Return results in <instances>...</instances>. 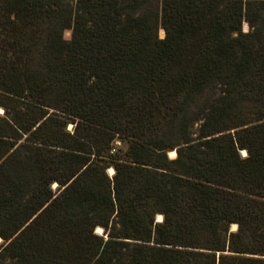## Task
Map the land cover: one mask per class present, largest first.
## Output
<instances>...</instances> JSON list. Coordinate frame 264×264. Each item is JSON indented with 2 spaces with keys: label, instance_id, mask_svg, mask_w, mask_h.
I'll use <instances>...</instances> for the list:
<instances>
[{
  "label": "trees",
  "instance_id": "16d2710c",
  "mask_svg": "<svg viewBox=\"0 0 264 264\" xmlns=\"http://www.w3.org/2000/svg\"><path fill=\"white\" fill-rule=\"evenodd\" d=\"M0 239V264H264V0H0Z\"/></svg>",
  "mask_w": 264,
  "mask_h": 264
},
{
  "label": "rangeland",
  "instance_id": "374dc122",
  "mask_svg": "<svg viewBox=\"0 0 264 264\" xmlns=\"http://www.w3.org/2000/svg\"><path fill=\"white\" fill-rule=\"evenodd\" d=\"M243 31L244 32H247L248 31V26L246 24L243 25ZM158 36L159 38L163 39L164 38V31L162 29H160L158 31ZM63 37L64 39L66 40H70L71 39V31L70 30H65L64 33H63ZM71 128V126H69V129ZM175 156V153H169V157L170 158H173ZM109 174L111 175L112 174V171H109ZM57 185L54 184L53 185V189H56ZM160 216V215H159ZM156 220L158 221V219L156 218ZM161 220H162V217H161ZM231 232H235L237 230V227L236 228H230ZM2 243V240L0 239V245Z\"/></svg>",
  "mask_w": 264,
  "mask_h": 264
},
{
  "label": "bare ground",
  "instance_id": "6f19581e",
  "mask_svg": "<svg viewBox=\"0 0 264 264\" xmlns=\"http://www.w3.org/2000/svg\"><path fill=\"white\" fill-rule=\"evenodd\" d=\"M157 219H158V221H161V216H157ZM237 227V225H235V224H233L232 225V228H236ZM99 232L101 231V230H98Z\"/></svg>",
  "mask_w": 264,
  "mask_h": 264
},
{
  "label": "water",
  "instance_id": "95a60500",
  "mask_svg": "<svg viewBox=\"0 0 264 264\" xmlns=\"http://www.w3.org/2000/svg\"><path fill=\"white\" fill-rule=\"evenodd\" d=\"M158 222H160V221H158Z\"/></svg>",
  "mask_w": 264,
  "mask_h": 264
}]
</instances>
